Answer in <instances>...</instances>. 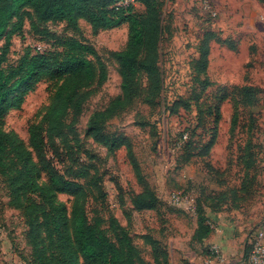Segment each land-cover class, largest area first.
<instances>
[{"label":"rangeland","instance_id":"374dc122","mask_svg":"<svg viewBox=\"0 0 264 264\" xmlns=\"http://www.w3.org/2000/svg\"><path fill=\"white\" fill-rule=\"evenodd\" d=\"M201 1L164 0L159 12L163 84L149 87L147 75L140 71L130 92L134 95L131 103L97 124L106 134L127 138L144 185L137 180L126 148L110 151L90 133L93 116L122 96L123 82L114 54L127 45V24L94 31L81 20L73 28L40 23L27 7L8 21L0 41V56L5 53L8 64L27 52L36 53L38 44L47 53L59 49L57 40L74 39L94 51L95 56L86 58L95 65L97 75L78 90L75 101L81 98L80 111H68L64 137L54 141L45 158L60 174L68 167L87 171L86 181L69 180L61 190L53 191L29 146L30 128L40 123L62 81L23 86L15 93L22 99L19 106L0 119V131L20 144L30 177L42 191L34 195L24 192L17 176L22 166L4 152L0 165V264H89L76 253L72 239V214L80 209L101 219L105 236L120 249L121 264H156L155 247L165 253L167 264H205L213 255L210 244L204 242V247L197 242L198 221L204 215L215 227L226 229L228 224L236 239L231 246L244 252L248 238L264 220V67H260L264 65V21L259 15L264 13V0H209L217 13L213 19L201 15ZM135 13L143 15L144 6L136 5ZM38 28L50 34L36 35ZM206 36H210L209 83L219 88H240L246 83L258 87L255 105L248 106L240 96L218 105L211 98L215 87L203 89L200 81L204 77L196 81L193 61L199 57L203 40L209 39ZM99 63L105 75L102 83ZM217 108L216 145L206 159L193 158L185 165L191 151H183L186 142L182 136L193 135L191 140L198 147L207 143L208 130L215 127L213 109ZM233 109L237 117L231 128ZM246 143L254 145L257 153L255 165L248 171L243 167L246 160H241ZM246 172L253 175V182L243 179ZM145 186L157 206L133 211L131 200L142 194ZM241 187L244 191L250 187L249 195L241 204L225 201L220 214L228 220L219 226L209 214L207 198L210 193ZM175 195L188 196L192 209L175 206ZM43 196L55 209L57 226L54 220H46ZM237 207L239 210L233 209Z\"/></svg>","mask_w":264,"mask_h":264},{"label":"trees","instance_id":"16d2710c","mask_svg":"<svg viewBox=\"0 0 264 264\" xmlns=\"http://www.w3.org/2000/svg\"><path fill=\"white\" fill-rule=\"evenodd\" d=\"M124 0H0V41L8 21L16 17L21 8L27 7L31 10L35 21L40 23H58L65 24L73 28L78 21H84L94 31L108 30L126 23L128 26V42L126 47L114 54V59L120 69V76L123 82V93L121 98L111 102L109 107L103 113H97L91 121L90 133L93 139L99 145L116 151L120 148H126L130 162L133 166L137 180L144 185L143 177L139 171V166L133 155L130 154V143L122 135L106 134L97 127L101 119L104 121L116 116L122 112L130 103L134 96L130 93L136 85V77L140 71L147 75L149 87L161 86L163 84L161 44L162 30L159 12L164 5V0H133L134 5L117 7L119 2ZM142 5L145 8L143 15L135 13V6ZM36 29V28H35ZM33 29V30H35ZM40 30V31H39ZM38 28L34 31L36 35L44 36L46 33ZM54 38V36H53ZM199 47V57L193 61V70L197 79L204 77L200 84L205 87H215L211 98L218 105L225 101H232V98L240 96L242 102L248 106H253L257 102L260 90L257 87L244 85L242 87H221L213 86L209 83L207 75L209 41L210 36H206ZM206 40V41H205ZM42 49L36 50V53H25L17 62L8 64L6 54L0 56V119L9 110L19 106L22 99L15 95L23 86L38 83L41 81L59 82L62 85L56 90L52 102L44 113L40 123L31 127L29 130V146L35 154V158L41 164L48 179L49 188L53 191H59L69 180L88 179V172L81 169L66 168L62 174L50 163L46 161V151L54 147L56 139L64 137V118L68 111L75 113L80 111L81 98L75 101L77 92L83 85H87L95 80L97 70L95 65L89 61L86 56H95V53L89 47L83 45L74 39L57 40L59 49L52 52H45ZM99 82L104 81L105 75L102 65L99 63ZM207 88V89H208ZM217 107V104L215 108ZM215 127L208 130V142L198 147L197 143L191 140L188 134L183 140L186 142L183 151L190 150L189 156L183 161L185 165L190 163L193 158L205 159L209 156L210 150L215 143L218 123L220 121V112L213 109ZM237 112L233 109L231 117V128L235 124ZM217 125V126H216ZM198 128V127H197ZM234 132V130H232ZM230 131V132H232ZM20 144L10 139L0 131V165L4 152L12 155L22 166L17 176L23 183L24 192L29 195L42 192L30 177V168L26 163V154L19 149ZM256 147L246 143L243 147L244 156L241 160H246L243 167L246 171L255 165ZM3 174L6 172L3 170ZM245 181L253 182V175L244 173ZM100 193L101 189L97 187ZM249 189L241 187L238 191L229 189L227 191L210 193L207 201L210 202V212H218L223 208L227 199H232L235 204H241L249 195ZM105 195V194H104ZM42 205L46 210V220H54L57 226L55 209L48 202L46 197H42ZM237 202V203H236ZM196 201V207H198ZM133 211H147L156 208L157 201L145 186L142 194L131 200ZM212 206V207H211ZM240 206V205H239ZM233 208L234 210H239ZM208 218V217H206ZM199 218L198 230L200 237L197 242L202 246L208 240L213 231L210 229L209 219ZM72 239L76 253H78L89 264H121L120 249L112 244L105 236L101 228V219L98 216L89 217L84 210H75L72 214ZM154 261L156 264H167L165 253L155 247ZM250 250L248 241L243 252L246 258ZM206 255H210L208 251ZM210 257V256H209Z\"/></svg>","mask_w":264,"mask_h":264},{"label":"built area","instance_id":"2783aa9c","mask_svg":"<svg viewBox=\"0 0 264 264\" xmlns=\"http://www.w3.org/2000/svg\"><path fill=\"white\" fill-rule=\"evenodd\" d=\"M134 5L133 0H124L119 2L117 7H124L127 5ZM212 3L209 0H202L200 3V13L203 17L207 19H213L217 16L215 9L212 7ZM35 49L40 51L42 49L41 45L38 44L35 46ZM184 139L186 137H183ZM172 202L177 207H182L185 211H190L192 209L191 200L188 196H172ZM210 225V229L213 231V235H221L222 229L219 227H215ZM255 232L248 238V245L250 246L249 253L246 258L243 257L237 260H228L225 255L220 251V249L216 245H211L209 251L211 253L212 258L220 264H264V220L260 223ZM208 258L205 261V264H212V261Z\"/></svg>","mask_w":264,"mask_h":264},{"label":"crops","instance_id":"0c3cea01","mask_svg":"<svg viewBox=\"0 0 264 264\" xmlns=\"http://www.w3.org/2000/svg\"><path fill=\"white\" fill-rule=\"evenodd\" d=\"M259 15L261 16V18H263V21H264V13H261ZM208 66H209V60H208ZM260 67H264V65H262V66L260 65ZM244 85H248L249 86L248 83H246ZM215 86H217V85H215ZM235 86L238 87L237 85H235ZM258 89H260V88H258ZM218 132H219V130H217V135H216L215 143L212 146L211 150L216 145L217 139H219ZM211 150H210V153H211ZM209 168L211 169L212 167H209ZM211 170H213L214 172H218L216 169H211ZM217 187L219 189L222 188V186L221 187L220 186H217ZM218 192H223V191H218ZM222 210H223V208L220 211H218V212H214V213L209 212L211 218L213 220H215V221H218L217 224H219V226H221V227L223 226L224 220H228L227 215L220 214L222 212ZM230 219H231V217H230ZM225 228L226 229H222L221 228L222 229L221 230L222 231V234L221 235H216V234L213 235L212 234L211 237L208 240L205 241V244L208 243L210 245H216L220 249V251L225 255V257L227 259L231 260V261L242 258L243 253H241L237 249H235V246H233V247L231 246V243L233 244V242L236 240L235 237H234V231H231V232L229 231L228 224L225 225ZM205 261L206 260H204V262Z\"/></svg>","mask_w":264,"mask_h":264}]
</instances>
